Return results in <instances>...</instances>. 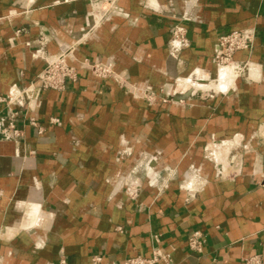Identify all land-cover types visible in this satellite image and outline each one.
<instances>
[{"label":"crops","instance_id":"0c3cea01","mask_svg":"<svg viewBox=\"0 0 264 264\" xmlns=\"http://www.w3.org/2000/svg\"><path fill=\"white\" fill-rule=\"evenodd\" d=\"M118 4L125 15L98 22L88 0H0V117L18 112L21 131L0 135V264L264 258V0ZM179 22L189 42L172 53ZM244 28L254 46L234 58L248 64L220 72L218 37ZM68 46L78 79L37 92L45 57ZM84 60L112 62L128 87ZM184 81L208 90L169 98Z\"/></svg>","mask_w":264,"mask_h":264},{"label":"built area","instance_id":"2783aa9c","mask_svg":"<svg viewBox=\"0 0 264 264\" xmlns=\"http://www.w3.org/2000/svg\"><path fill=\"white\" fill-rule=\"evenodd\" d=\"M70 2L74 0H63ZM91 6L90 15L97 19L98 22L109 20L114 15L124 14L119 6V0H88ZM257 31L254 28H244L231 30L228 33L222 34L218 37L215 47L214 62L219 69L230 67L235 71H243V68L248 62L243 65H238L235 60V54L239 51H250L254 46V41ZM187 27L183 22L174 25L171 39L172 53L179 52L182 48L188 45ZM74 48L68 46L62 48L54 55L45 57L46 65L44 69L38 74L40 86L37 92L43 93L46 90L63 91L67 88L68 81H75L78 79V68L72 65L69 59L73 58ZM82 66L91 70L94 77L100 80L113 79L119 84L128 87L127 83L119 77L115 65L112 62H91L84 60ZM144 97L150 102L155 103L157 100L158 92L149 88L144 91ZM166 97V96H165ZM169 99V98H168ZM168 99H165L167 101ZM0 100H6L0 98ZM18 112L11 110L10 116L6 119L0 117V135L5 139H17L21 135L20 129L17 127L15 117ZM52 121L59 123L58 119L54 118ZM33 125L36 124L34 118L31 119ZM264 186V173L260 182ZM134 195L136 192H131ZM201 232H191L188 237V244L191 250L195 252H202ZM156 241H159L158 236H155ZM162 261L163 264H175L168 256L155 251L151 256L144 254H137L126 258L124 264H157ZM65 264V260H62ZM242 264H264L263 255L255 253L246 256L242 259Z\"/></svg>","mask_w":264,"mask_h":264},{"label":"rangeland","instance_id":"374dc122","mask_svg":"<svg viewBox=\"0 0 264 264\" xmlns=\"http://www.w3.org/2000/svg\"><path fill=\"white\" fill-rule=\"evenodd\" d=\"M177 87L179 88L178 89V92H175V91H177L175 89L171 94L169 93V98L170 97L178 96V94H180V92L186 91V90H189V89H193L194 87L195 88L193 90H195V89H201V88L197 87V85H195L193 83H190V82H186V81L181 82V83H178V86ZM203 90H205V92H206L208 90V87L202 88V92H203Z\"/></svg>","mask_w":264,"mask_h":264},{"label":"bare ground","instance_id":"6f19581e","mask_svg":"<svg viewBox=\"0 0 264 264\" xmlns=\"http://www.w3.org/2000/svg\"><path fill=\"white\" fill-rule=\"evenodd\" d=\"M224 69H226V70H227V67H225V68H222V69L220 70V72H221L222 70H224ZM227 71H228V70H227ZM219 74H220V73H219ZM196 85H197V84H196ZM197 87H199V88H200V87H201V84H198V85H197ZM194 88H195V87H194ZM201 89H202V88H201Z\"/></svg>","mask_w":264,"mask_h":264}]
</instances>
